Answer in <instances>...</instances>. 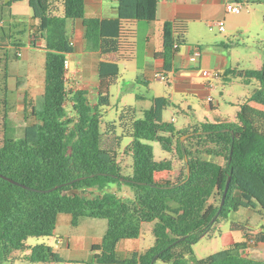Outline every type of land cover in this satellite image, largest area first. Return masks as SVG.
Segmentation results:
<instances>
[{
  "label": "trees",
  "instance_id": "16d2710c",
  "mask_svg": "<svg viewBox=\"0 0 264 264\" xmlns=\"http://www.w3.org/2000/svg\"><path fill=\"white\" fill-rule=\"evenodd\" d=\"M23 1L0 0V120L4 129L0 146V264H15L27 252L28 264L65 262L46 244L27 245L29 238L53 237L62 214L70 215L75 227L84 218L108 222L102 243L91 249L93 262L86 264H264L247 255L246 243L203 260H188L194 255V245L209 236L222 218L241 209L260 207L264 212V65L257 71H226V82H258L241 104L235 122L217 119L179 130L164 122L170 98L157 97L142 115L136 108L125 107L119 116L121 135L117 136L115 123L106 124L103 131L101 113L111 105L117 64L100 63L96 105H91L85 91H78L73 95V116L68 113L65 61L74 51L68 23L84 21L89 49L125 55L133 44L132 32L124 24L154 22L159 4L169 0H119L118 18L112 20L87 19L85 0H28L33 19L39 21L31 45L46 54L45 92L40 109L32 105L26 92L25 118L35 122L16 138L9 126V97L14 94L9 88V65L14 55L11 57L10 51L18 52L21 47L12 41V7ZM244 1L249 0H231L236 4ZM187 32V23L164 24L163 49L156 54L163 62L162 71H172L175 54L187 45ZM38 40L43 46L37 45ZM105 136L116 139L117 149L103 146ZM124 138L131 139L122 153L132 160L129 176L123 175L120 162ZM151 143H159L173 159L157 161ZM123 185L131 190L132 198L107 191L113 186L121 190ZM91 190L104 193L92 196ZM147 223H154V246L143 254L120 259L118 244L138 239ZM256 239L264 243V233Z\"/></svg>",
  "mask_w": 264,
  "mask_h": 264
},
{
  "label": "crops",
  "instance_id": "0c3cea01",
  "mask_svg": "<svg viewBox=\"0 0 264 264\" xmlns=\"http://www.w3.org/2000/svg\"><path fill=\"white\" fill-rule=\"evenodd\" d=\"M27 1L14 4L12 7L14 30L19 34V39L15 42L21 45L18 50L19 58L22 57L23 49H28L34 53L38 51L45 53L44 50L34 48L31 45L32 36L37 31L39 21L33 19L31 8L26 9L24 4ZM118 3L119 0H85V17L99 20L117 19ZM231 3H233L231 0H169L160 3L154 22L131 21L124 24V28L132 32L130 42L133 44L132 51L125 55L118 52L103 54L100 51L89 49L85 39L84 21L69 22L68 32L74 51L67 58L71 62L69 80L72 86L77 84L74 92L77 90L85 91L91 105H96L100 85V63L117 64L119 67L118 77L121 65L125 64L126 69L137 77L138 83L148 88L152 79H157L158 73L166 75L167 81L164 82H168L172 89V94L169 96L170 106L175 105V96L182 97L186 102V107H180L182 114L188 119V123L183 128L193 126L196 123L214 122L217 119L227 121L216 114L220 107V101L214 99L212 95L218 90L217 83L220 80L225 81L226 71L235 69L233 66L235 60L229 45L222 41L215 47L202 48L200 44L193 46L189 41H191V36L196 30L199 31V41L204 39L206 31L219 29L218 23L223 22L225 26L231 15L227 12V5ZM59 9L62 13V8L59 7ZM167 22H183L188 25L187 45L178 49L173 59L172 71L168 73L162 71L163 62L156 58V54L163 49L162 30ZM226 30L227 27L225 26L224 31ZM43 44L42 40H38L37 45L39 47ZM118 77L113 81V84ZM16 78V76L11 75L9 79V88L12 92H14L12 82ZM94 94L96 97L95 104L92 103ZM137 98L139 101L137 110L142 115L143 111L152 107L153 102L143 96ZM192 99L199 102L200 114L194 108ZM211 116L214 117V120L210 118ZM126 190L121 189V192L127 195L126 197L121 196V193L119 196L124 199L132 198V192ZM227 220L232 223L230 231L227 232V249L237 243H246L247 255L253 260L264 261V243L256 239L257 235L264 233V212L261 208L241 209L232 212ZM107 229L108 222L106 220L84 218L75 227L72 225V217L62 214L59 216L53 236L56 239V246L51 248L61 256L65 263H91L93 262L91 249L94 245L102 243ZM221 236L223 235L221 234ZM153 246L152 240L145 241V235L141 232L138 239L121 241L117 247V255L120 259H128L136 253H145ZM15 264H22V260L15 262Z\"/></svg>",
  "mask_w": 264,
  "mask_h": 264
},
{
  "label": "rangeland",
  "instance_id": "374dc122",
  "mask_svg": "<svg viewBox=\"0 0 264 264\" xmlns=\"http://www.w3.org/2000/svg\"><path fill=\"white\" fill-rule=\"evenodd\" d=\"M26 9H30L28 1L26 2ZM242 11L239 15L231 14L225 26L226 31L220 29H211L206 31V36L203 40L198 41L199 31L196 30L191 36L190 44L193 46H200L203 48L215 47L219 42H226L229 45L230 52L234 58V67L239 70H260L264 65V3H257L255 0L244 1L242 4ZM230 28V30H229ZM16 30L13 31L12 41L15 42L19 39ZM227 53V50H225ZM229 52V51H228ZM18 52L10 51L13 59L9 65L10 76L14 75L17 78L12 82L13 93L9 97L10 105V132L11 134L19 138L23 135V131L26 126L35 122L34 118L28 116L25 118V94L28 93V97L31 100L32 105L40 109L43 101V95L45 92V62L46 54L44 52H31L28 49L22 50V57H17ZM70 79V78H69ZM218 90H216L212 97L220 101V107L216 111L217 115L222 116L228 122H235L238 110L241 104L249 97L252 91L258 86V82L253 80L251 84L247 85L240 79L233 80L231 82H225L220 80L218 83ZM75 86H72L70 80L67 82L68 100L66 108L70 116H73L74 100L73 95ZM172 94V89L169 87L168 82H163L157 79H152L149 88L143 84H139L137 77L129 70L126 69L125 64L121 65L120 75L117 81L112 85L110 92V107L103 108L101 110L103 116L102 129L105 131L106 124L115 123L117 126L116 134L121 135V128L119 126V116L125 107L138 108L139 101L138 96H143L147 99L153 100L157 97H169ZM222 94V95H221ZM92 96V95H91ZM95 94L92 96V103L95 104ZM194 108L200 114L201 106L199 102L192 99ZM175 105L169 106L164 112V122L172 123L177 129H182L188 123V119L182 114L180 107L185 106L186 102L182 97L175 96ZM214 120L213 116L210 117ZM210 119V120H211ZM0 120V146L3 142L4 129ZM131 143L130 138H124L122 140L121 149V167L123 169V175L129 176L132 174V160L129 156L123 155L124 149ZM154 150L155 159L157 161L164 159H173V156L169 153L162 151L159 143H151ZM103 146L105 148L117 149L118 145L116 139L112 136H105L103 138ZM124 191L131 192L126 186H122ZM107 191L120 194L126 197L127 195L119 190V187L113 186ZM92 196H99L104 191L91 190ZM154 223L144 224L142 229L143 235H145V241L152 240L155 242L154 235L152 233V227ZM232 227L231 221L222 218L218 224L210 231L209 236L204 237L197 242L194 247V255L192 258H188L189 262L192 259L203 260L214 254L222 252L227 249V232ZM223 236H221V234ZM46 244L50 247L56 246L55 237H41V238H29L27 245L34 247L36 245ZM28 252L26 253V255ZM27 263L26 256L22 258V264ZM41 264V263H40ZM50 264H86L84 262L76 263H50ZM158 264H165L158 262Z\"/></svg>",
  "mask_w": 264,
  "mask_h": 264
},
{
  "label": "built area",
  "instance_id": "2783aa9c",
  "mask_svg": "<svg viewBox=\"0 0 264 264\" xmlns=\"http://www.w3.org/2000/svg\"><path fill=\"white\" fill-rule=\"evenodd\" d=\"M242 11V6L241 4H236V3H231V4H228L227 5V12L230 13V14H235V15H239ZM218 26H219V29L221 31H224L225 30V26H224V23L223 22H220L218 23ZM71 45L73 46V43L71 42ZM175 48L177 49L178 48V45L175 46ZM70 67H71V62L70 60L67 58L66 61H65V80L66 82H68L69 80V70H70ZM218 77V75H217ZM156 78L160 81H167V77L164 73H158L156 75Z\"/></svg>",
  "mask_w": 264,
  "mask_h": 264
},
{
  "label": "water",
  "instance_id": "95a60500",
  "mask_svg": "<svg viewBox=\"0 0 264 264\" xmlns=\"http://www.w3.org/2000/svg\"><path fill=\"white\" fill-rule=\"evenodd\" d=\"M9 0H6V2H8ZM186 137L183 138V140L185 139ZM230 183H231V178L229 179L228 181V184L226 186V191H225V194H224V197H223V201H222V206L224 205V202H225V199H226V196H227V193H228V190H229V187H230ZM214 222V221H213Z\"/></svg>",
  "mask_w": 264,
  "mask_h": 264
}]
</instances>
